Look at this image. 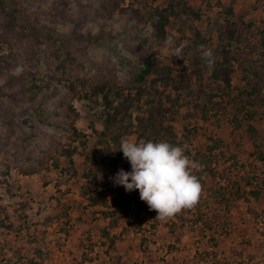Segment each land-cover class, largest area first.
Here are the masks:
<instances>
[{
	"label": "rangeland",
	"instance_id": "obj_1",
	"mask_svg": "<svg viewBox=\"0 0 264 264\" xmlns=\"http://www.w3.org/2000/svg\"><path fill=\"white\" fill-rule=\"evenodd\" d=\"M5 1L15 9L11 26L35 36L0 70V264H264V68L258 65L264 63V0H188L201 15L196 26L211 37L210 51L224 23L222 5L232 4L235 17L252 25L244 48L249 56L244 66L235 64L232 88L214 91L215 104L204 115L181 106L171 122L179 136L176 146L199 166L191 171L202 190L192 208L163 220L137 190L114 184L116 173L131 166L120 145L103 135L101 107L92 108V101L74 104L88 145L74 143L78 153L71 163L56 155L58 168L24 176L21 162L33 145L26 137L37 130L38 118L26 96L18 99L9 92L11 82L6 86L1 80L8 70L27 72L28 83L29 71L77 77L97 67L129 79L138 72L133 56L156 49L152 24L105 17L98 0ZM167 1L135 4L156 7ZM6 22L0 7V34ZM168 31L176 40L160 49L159 60L176 65L183 46L191 44L189 33L175 25ZM247 61L254 62L253 69ZM210 74L211 67L204 73L206 83ZM250 84L256 93L241 96L251 91ZM140 105L144 108L143 101ZM126 138L143 143L136 135ZM102 189L108 204L91 207L88 197Z\"/></svg>",
	"mask_w": 264,
	"mask_h": 264
},
{
	"label": "trees",
	"instance_id": "obj_2",
	"mask_svg": "<svg viewBox=\"0 0 264 264\" xmlns=\"http://www.w3.org/2000/svg\"><path fill=\"white\" fill-rule=\"evenodd\" d=\"M98 1L105 10V17L113 19L123 16L143 27L151 23L156 49L150 52V49L154 50L150 46L148 51L133 56L134 68L138 72L131 74L129 79L120 77L112 69L97 67L77 77L69 73L40 74L38 71H29L31 81L27 83V72L17 75L14 70L6 71L8 73L1 80L6 86L11 82L9 92L18 99L26 96V104H31L30 110L38 118L37 130L26 137L33 141V145L31 156H26L21 162V173L24 176L31 177L50 168H58L56 155L68 158L71 163L73 156L78 153L74 143L79 142L83 147L88 145L86 135L77 127L81 117L74 107L76 101H92V108L101 107L98 119L104 127L103 135L115 145H120L121 140L127 136L136 135L143 143L163 141L176 146L179 136L175 134L171 122L175 120L181 106H190L204 115L215 104L212 99L216 95L214 91L221 90L222 86L231 89L235 64L244 66L243 61L249 56L244 48L252 25L235 17L232 4L222 5L224 23L217 28L218 44L210 51L208 45L211 37L205 36L196 26L201 15L188 0H169L166 6L142 8L136 7L135 0ZM0 7L7 20L0 34V50H10L7 54H0L2 70L8 68V61L16 56L15 51L23 41L34 37L35 33L12 27L15 9L7 5L5 0H0ZM174 25L182 34L188 29L187 38L191 44L183 46L176 65H161L160 49L176 40L168 31ZM48 38L56 40L53 35ZM261 41L264 48V37ZM32 53L29 50L27 54L31 57ZM205 53L211 55L206 56ZM247 62L253 69L254 62ZM139 65H142L141 69L137 68ZM258 65L264 68L263 62ZM209 67L210 82L206 83L204 73ZM177 69H180L179 73H176ZM244 78L247 79V75ZM214 82L223 85H214ZM249 86L251 91L245 89L240 93L241 96L249 97L256 93V87L251 84ZM142 101L144 108L140 105ZM88 202L91 207L107 205V191L102 189L94 192L88 197Z\"/></svg>",
	"mask_w": 264,
	"mask_h": 264
},
{
	"label": "clouds",
	"instance_id": "obj_3",
	"mask_svg": "<svg viewBox=\"0 0 264 264\" xmlns=\"http://www.w3.org/2000/svg\"><path fill=\"white\" fill-rule=\"evenodd\" d=\"M119 151L130 163L131 171L119 170L114 184L127 192L137 190L141 201L157 213L155 218H170L197 203L202 189L191 170L199 166L181 147L163 141L137 143L123 138Z\"/></svg>",
	"mask_w": 264,
	"mask_h": 264
}]
</instances>
